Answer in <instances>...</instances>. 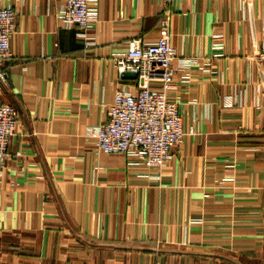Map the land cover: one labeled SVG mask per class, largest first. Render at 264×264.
<instances>
[{"label": "crops", "instance_id": "0c3cea01", "mask_svg": "<svg viewBox=\"0 0 264 264\" xmlns=\"http://www.w3.org/2000/svg\"><path fill=\"white\" fill-rule=\"evenodd\" d=\"M64 2L0 0L18 12L0 100L20 110L0 166V264H264V0H95L91 46ZM166 7L170 96L195 133L152 170L100 152L96 134L116 91L138 90L115 56L155 42Z\"/></svg>", "mask_w": 264, "mask_h": 264}, {"label": "built area", "instance_id": "2783aa9c", "mask_svg": "<svg viewBox=\"0 0 264 264\" xmlns=\"http://www.w3.org/2000/svg\"><path fill=\"white\" fill-rule=\"evenodd\" d=\"M172 0H167L171 2ZM95 0H65L61 18L64 26L82 28L86 46L94 41L89 30L98 19ZM18 12L13 7H0V83L6 82L1 67L14 56L11 39L17 30ZM172 16L165 8L160 17V36L155 42L133 39L128 49L115 56L120 74L131 72L138 78V90L119 88L108 110V119L96 134L98 150L105 154H123L160 170L173 149L195 128L186 131L179 103L170 96L175 88L179 51L172 43ZM264 81V44L259 52ZM158 83L159 88L153 84ZM20 110L15 104L0 100V166L10 156L9 144L16 135Z\"/></svg>", "mask_w": 264, "mask_h": 264}]
</instances>
